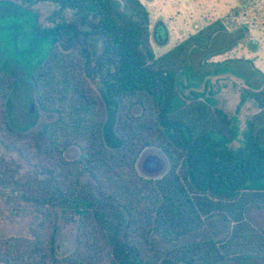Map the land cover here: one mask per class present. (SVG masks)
<instances>
[{
  "label": "trees",
  "instance_id": "16d2710c",
  "mask_svg": "<svg viewBox=\"0 0 264 264\" xmlns=\"http://www.w3.org/2000/svg\"><path fill=\"white\" fill-rule=\"evenodd\" d=\"M18 1L56 7L44 30L52 47L30 76L35 101L56 118L43 123V138L15 130L6 107L17 79L0 70V145L29 168L21 174L18 162L0 158V200L30 220L28 236L0 238V264L264 262V228L250 217L264 209V85L246 91L256 112L242 133L233 115L201 98L172 110L191 53L207 51L222 23L156 57L141 0ZM105 99L117 109L118 147L106 136ZM70 148L78 158H66ZM150 148L168 161L158 178L137 170ZM210 220L228 232L166 250L154 243L153 235L175 243ZM60 221L76 233L64 256Z\"/></svg>",
  "mask_w": 264,
  "mask_h": 264
},
{
  "label": "rangeland",
  "instance_id": "374dc122",
  "mask_svg": "<svg viewBox=\"0 0 264 264\" xmlns=\"http://www.w3.org/2000/svg\"><path fill=\"white\" fill-rule=\"evenodd\" d=\"M151 13V43L159 57L178 43L195 35L208 25L221 22L223 31L217 33L207 51L195 49L191 65L177 81L172 110L175 111L192 98L204 99L215 108L226 110L234 116L241 133L247 121L256 112L246 91H257L264 85V0H141ZM56 7L39 4L32 7L18 0H0V70L14 74L17 84L9 95L6 113L11 126L20 132H34L43 138L42 125L56 115L44 112L34 97L30 76L53 44V37L44 35L50 26L48 17ZM65 16L68 18V14ZM219 51L224 54L217 55ZM97 90L98 88L95 87ZM107 108L106 136L109 146H120L115 133L117 109L113 101L105 99ZM33 104V107H32ZM111 104V105H110ZM140 113L139 108L134 109ZM264 145V136L261 139ZM66 158L79 157V150L70 148ZM0 158L16 161L21 174L29 168L18 155L0 145ZM154 160L155 169L147 163ZM169 168L166 156L158 149H146L137 163L140 175L158 178ZM250 217L264 228V209H251ZM30 220L10 213L0 200V238L28 236ZM230 225L220 220L204 223L196 232L175 243L153 235L154 243L161 249L218 239L228 232ZM57 254L64 256L76 243L75 226L60 221L57 234ZM218 264H264L261 260L224 262Z\"/></svg>",
  "mask_w": 264,
  "mask_h": 264
},
{
  "label": "flooded vegetation",
  "instance_id": "af4514ba",
  "mask_svg": "<svg viewBox=\"0 0 264 264\" xmlns=\"http://www.w3.org/2000/svg\"><path fill=\"white\" fill-rule=\"evenodd\" d=\"M147 166H148L150 169H155L156 166H157V163H155L154 160H150V161L147 163Z\"/></svg>",
  "mask_w": 264,
  "mask_h": 264
},
{
  "label": "water",
  "instance_id": "95a60500",
  "mask_svg": "<svg viewBox=\"0 0 264 264\" xmlns=\"http://www.w3.org/2000/svg\"><path fill=\"white\" fill-rule=\"evenodd\" d=\"M32 107H33V104H32Z\"/></svg>",
  "mask_w": 264,
  "mask_h": 264
}]
</instances>
